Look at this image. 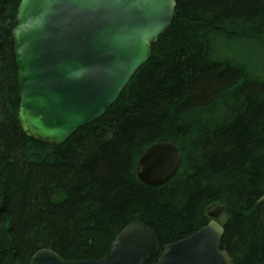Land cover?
<instances>
[{
    "label": "trees",
    "instance_id": "16d2710c",
    "mask_svg": "<svg viewBox=\"0 0 264 264\" xmlns=\"http://www.w3.org/2000/svg\"><path fill=\"white\" fill-rule=\"evenodd\" d=\"M20 1L0 0V264H26L43 247L99 259L134 221L162 246L208 224L214 204L233 263L264 264V0H176L119 98L61 145L33 140L18 119ZM161 141L180 148L182 165L149 186L137 163Z\"/></svg>",
    "mask_w": 264,
    "mask_h": 264
},
{
    "label": "water",
    "instance_id": "95a60500",
    "mask_svg": "<svg viewBox=\"0 0 264 264\" xmlns=\"http://www.w3.org/2000/svg\"><path fill=\"white\" fill-rule=\"evenodd\" d=\"M176 0H21L12 24L18 65V117L35 141L61 145L80 127L101 117L151 56L170 26ZM183 155L162 141L141 155L139 179L161 186L174 177ZM221 205L197 232L160 245L142 221L126 225L99 259L68 260L38 249L27 264H234L222 248Z\"/></svg>",
    "mask_w": 264,
    "mask_h": 264
},
{
    "label": "rangeland",
    "instance_id": "374dc122",
    "mask_svg": "<svg viewBox=\"0 0 264 264\" xmlns=\"http://www.w3.org/2000/svg\"><path fill=\"white\" fill-rule=\"evenodd\" d=\"M241 41H237L236 39H231V40H228L227 39V43L226 44H230L231 45V47H236V46H238L237 44H242V43H240ZM244 53V54H243ZM253 53L251 52V51H248V50H242V52L239 54V56H238V58L237 59H240V60H242L243 62H249V63H252V62H250V61H252L253 60V55H252ZM258 57H259V60H260V66H261V70H262V72L264 73V55H261V54H259L258 55ZM254 61V60H253ZM256 69H257V71H261V70H259L258 69V66H256Z\"/></svg>",
    "mask_w": 264,
    "mask_h": 264
},
{
    "label": "bare ground",
    "instance_id": "6f19581e",
    "mask_svg": "<svg viewBox=\"0 0 264 264\" xmlns=\"http://www.w3.org/2000/svg\"><path fill=\"white\" fill-rule=\"evenodd\" d=\"M173 17H174V16H173ZM172 20H173V19H172ZM19 104H20V103H19ZM18 110H19V108H18ZM18 119H19V117H18ZM94 120H95V119H94ZM94 120H93V121H94ZM19 121H20V120H19ZM76 131H77V130H76ZM72 135H73V134H72ZM66 141H67V140H66ZM66 141H65V142H66ZM65 142H64V143H65ZM161 142H162V141H161ZM167 142H169V141H167ZM41 143H42V142H41ZM158 143H160V142H158ZM44 144H47V143H44ZM155 144H156V143H155ZM48 145H49V144H48ZM153 145H154V144H153ZM140 157H141V156H140ZM139 159H140V158H139ZM138 161H139V160H138ZM137 165H138V163H137ZM136 170H137V169H136ZM137 175H138V172H137ZM138 178H139V177H138ZM172 178H173V177H172ZM172 178H171V179H172ZM171 179H170V180H171ZM139 180H140V179H139ZM140 181H141V180H140ZM141 182H142V181H141ZM143 183H144V182H143ZM166 183H167V182H166ZM145 184H146V183H145ZM147 185H148V184H147ZM149 186H151V185H149ZM207 211H208V210H207ZM207 214H208V213H207ZM208 216H209V215H208ZM109 252H110V251H109Z\"/></svg>",
    "mask_w": 264,
    "mask_h": 264
}]
</instances>
